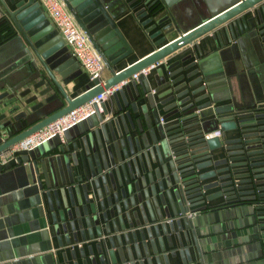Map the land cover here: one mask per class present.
Masks as SVG:
<instances>
[{"label": "water", "instance_id": "1", "mask_svg": "<svg viewBox=\"0 0 264 264\" xmlns=\"http://www.w3.org/2000/svg\"><path fill=\"white\" fill-rule=\"evenodd\" d=\"M9 2L14 8L11 10L5 5L7 18H4L14 35L0 46V155L104 90L119 85L159 61L172 58L204 36L214 37L216 49L205 60L206 65L209 64L207 69L198 67L196 71L199 77L188 83V87L199 85L190 92L194 96L193 102L183 105L189 100V90L178 91L174 88L178 80L166 81L163 69L158 68L154 76L156 91L166 89L158 96L163 99L161 104L167 110L171 109L172 114L181 115L180 121L175 122L176 126H180L178 129L183 130L184 134L187 132L188 136H192L187 141H184L187 135L175 136L169 142L173 164L185 170L189 187L186 193L185 186L180 183L177 192V197L183 199L182 203L186 205L183 208L181 204L180 211L181 217L184 215L185 218H178L175 213L173 216L176 218L171 219L167 208L165 214L170 224L175 221L182 235L171 227V233L168 234L165 220L162 219L159 222L160 229L170 247L176 243V248H172L168 255H178L181 264H264V0H63L93 48L102 57L110 74L104 84L94 88L87 85L85 91L73 99L67 96L65 87L82 74L80 65L43 13L39 0ZM128 12L140 22L147 34L153 32L150 40H155L153 45L156 49L149 56L118 71V66L133 52L116 25V21ZM248 13L251 16L246 18ZM202 14L207 18L190 26ZM197 63H191L190 67L197 66ZM173 66H168V73ZM138 81L140 84L141 77ZM222 90L228 92V98L223 96ZM143 93L153 98L150 90L144 88ZM122 98L124 107L135 112L137 108L134 99L130 97L132 104H128ZM227 99L229 103L223 105ZM101 109V113L96 110L94 116L67 130L63 134V141L54 137L48 143L64 152L65 142L80 137L84 143L86 134L92 140L91 132L103 121L101 114H108L104 103ZM126 117L130 121L129 112ZM161 120L164 124H161ZM165 123L166 118L161 117V128H165ZM170 125L167 123L166 127ZM218 129L222 132L221 138L205 139L206 134ZM227 132H235L236 135L228 139ZM6 133L9 137L2 140L1 136ZM72 147L76 150L77 144L73 143ZM212 152H218L220 158L213 159ZM46 153L39 149L28 152L15 171L18 187L0 192V197H3L0 199V207H7L4 215L7 219L5 223L2 222L7 228L13 231L22 217L19 214L24 211H31L36 220L23 227L27 230L24 235L28 236L22 240L35 239L29 234L36 231L41 233L36 236H44L45 229L52 224L58 230L61 226L63 232H67L62 205L64 208L70 206L76 217L80 216L74 198L79 193L78 188L74 194L71 187L65 191V186L60 187L55 182L50 184V171L41 158ZM182 160L185 162L180 164ZM216 165L222 168L207 174H197L203 168ZM90 173L92 177L95 176V172ZM50 174L54 181V173ZM216 174H221L215 184L220 190L212 198H222L223 202L216 206H206L205 202H210L212 198L202 195L204 189L200 182ZM109 176L111 178V174ZM71 178L69 173L70 181ZM178 179L181 180V176ZM78 181L82 183L83 180ZM1 189H5V184L0 176ZM81 190L84 202L88 204L85 184ZM24 196H32V200L21 201L19 198ZM78 196L81 198L80 194ZM190 197L195 204L189 200ZM79 198L78 206L84 210ZM54 203L58 209L59 222L52 212L50 223L47 207L52 211ZM131 205L134 206V203L131 202ZM197 205H201V208L194 210ZM146 206L151 224H141L135 212L133 224L131 216L126 213L127 230L123 218L119 217V226L128 245V261L125 260L120 239L117 238L116 248L111 237L108 240L109 249L105 241L96 245L98 260L90 249L91 264H135L129 240L131 237L137 243L136 231L143 242L145 255H148L144 244L147 234L153 254L156 255V264H161L151 232L153 226L155 236L159 237L158 223L150 203L146 202ZM140 212L142 214V209ZM67 215L71 219L70 210ZM71 225L74 228L73 221ZM78 227H81L80 223ZM107 232L110 233V230ZM171 234L176 235V242H173ZM16 235L13 233L10 236L11 242L3 243V246L15 249L16 243L21 241L15 239L18 237ZM81 237L84 239L83 233ZM158 243L162 245L163 240L159 238ZM134 245L139 264H143L139 247ZM46 247L41 249L39 256H33L36 258L32 257L20 264H54L50 244H46ZM14 253L19 255L16 251ZM12 254L9 252L10 257L1 261L14 259ZM18 257L25 256L20 254L15 258ZM163 259L164 264H170L167 255ZM74 264L78 263L75 261ZM82 264H87V260H82Z\"/></svg>", "mask_w": 264, "mask_h": 264}, {"label": "crops", "instance_id": "2", "mask_svg": "<svg viewBox=\"0 0 264 264\" xmlns=\"http://www.w3.org/2000/svg\"><path fill=\"white\" fill-rule=\"evenodd\" d=\"M5 5L11 10L14 8L9 0H0V18H7ZM250 16V13L245 15L246 18ZM206 18L207 17L202 14L198 18L196 17L190 26ZM116 25L133 51L132 54L118 66V71L149 56L156 49L153 45L155 40H150V35L153 32L147 34L145 28L141 26L140 22L132 13L128 12L124 14L116 21ZM215 49L216 43L214 37L207 35L199 39L194 45L181 50L172 58L165 60L164 64L159 67L163 69L166 81L178 80V82L173 85L174 88L179 89L178 91L189 90V100L183 103V105L194 101V96H192L190 92L195 90L199 85L188 87V83L193 82L199 77L200 74L196 71L198 67L199 69L201 67L207 69L209 64L206 65L205 60H207L208 56H210ZM186 58L188 59L184 61ZM195 61H198L197 66L190 67L191 63ZM171 65L175 66H173L168 73L167 68ZM157 69L152 70L147 77H141L140 84H138V80H129L104 102L108 114L107 116L101 114L103 121L100 123L101 125L99 127L95 128V131L91 132L92 140L88 137V134H86L84 139L86 141L84 142L85 144L80 137L75 138L74 141L71 140L69 143L65 142L64 152H60L56 148H53V145L50 143L37 148L40 152H47L41 158L45 161L48 172L54 173L55 180L52 181V176L49 172V181L51 185L55 182L60 187L65 186V191L67 187H71L73 193L76 191L75 189L78 188L79 193H77L81 195V198L75 193L74 198L75 205L80 210V216L76 217L74 209L70 206L64 208L62 205L61 210L64 213L67 232H63L60 224L59 230L52 224L48 226L47 230L45 229L44 236H36L41 234L40 231H36L29 234L30 236H34L35 239L22 240L24 236H28L24 235V232L27 230H24L23 227L36 222L33 214H31V211L30 213L27 211L20 213L19 216L22 217L19 218L18 223L15 224L12 231L11 228H7L3 224L7 219L6 216H4L7 207H0V261L9 258V252H13L12 255H14V259L8 260L7 262L1 261L0 264H20L33 256H39L41 249H47L46 244L48 243L52 249L51 257L54 264H74L75 261L78 264H82V260H87V264H91L90 249L94 257L98 260L99 254L96 252V245L105 241L109 249L108 240L111 237L113 238L116 248L118 247L117 238L120 239L125 260L128 261L126 251L128 245L125 242L124 235L119 226V217L121 216L123 218L127 227L128 222L126 213L131 216V220L133 224H135L133 217V213L135 212V217H138L141 224H151L152 220L146 202L150 203L155 215V221L158 223L157 228H159V237L155 236L153 226L151 227V232L155 240V247L161 264L165 263L163 259L165 255L169 257L170 264H181L178 255L175 257H171L170 254L168 255V252L172 248H176L177 245L175 243L174 246H169L167 237L161 232L159 222L161 219L165 220L167 232L170 234V227L176 232L178 229L174 220L172 224H170L169 220L166 218L165 208H167L168 213H170L171 219L176 218L173 216L175 213L178 214V218L180 217L182 219L184 216L181 217L180 211L182 205L183 208L184 206L186 207V205L183 204V199L177 197V192L180 188L179 184L181 183L182 186H185L184 191L187 193V188L189 187L188 181L185 176V170L179 165L173 164L174 162L169 154L171 149L169 142L170 139L175 136L182 137L187 135V132L184 134L183 130L180 131L178 129L180 126L177 127L175 124L177 120L180 121L181 115L179 113L172 114L171 109L167 110L166 106L161 104L163 99L158 96H161L166 89L156 91L157 84L154 76ZM80 70L82 74L65 87L67 96L70 99L82 94L86 86L90 85L87 74L81 67ZM109 76L108 70L105 69L103 77L108 80L110 78ZM179 78L181 79L179 80ZM144 88L150 90L152 93L154 90L156 91V93H153L152 99L143 93ZM225 90H222V94L225 98H228V92ZM235 95L238 97V94ZM122 97L125 98L128 104H132L130 97L134 99L133 101H135L137 108L135 112H130V108L126 109L124 107ZM227 100L223 105L229 103V100ZM143 109L146 110L145 113ZM118 110L122 111L119 112ZM127 112L130 114V121L126 117ZM161 117L166 118V122L171 125L166 127L167 123H165V128H161L162 126L159 124ZM174 125L176 128L169 129V127H173ZM86 126H88V124H86ZM6 134L5 137H9V134ZM226 135L227 138L230 139L234 138L236 134L235 132H227ZM191 137V135H187L188 140L191 139ZM73 143L77 144L76 150L72 147ZM183 148L185 147L183 146ZM218 155V152H212L213 159L220 158ZM25 156H27V153L18 154L1 167L2 171L0 172V176L5 184V189H1V193L18 187L15 171L20 166L18 163ZM184 162L185 161L182 160L180 164ZM221 168L222 166L219 165L210 166L201 169L197 174H207L218 171ZM91 171H93V173L95 172L94 177L91 176ZM69 173H71L72 176L71 181L69 179ZM109 174H111L112 180ZM177 174H179V177ZM220 175L221 174H216L200 182L204 189V191H202L204 197L212 198L220 190V188L215 185ZM180 176L181 180L178 179ZM79 179L83 180L82 183H79ZM83 184H85L88 191V204L84 202L81 190ZM2 198L3 197H0V199ZM78 198L82 201L84 210H81V206H78ZM19 199L23 202H29L32 200V196H24ZM189 200L194 202L193 204L196 203L191 197ZM189 200L187 201L189 202ZM131 202L134 203V206L131 205ZM222 202V198H212L210 202H205V204L206 206H216ZM126 204L128 205L126 208L127 211L125 210ZM200 208L201 205H197L194 210H199ZM141 209L142 214L140 212ZM69 210L71 211V219H69L67 215ZM52 212L55 213L57 222H59V213L55 203L53 204L52 211L47 207L50 223ZM183 218H185V216ZM72 221L74 222L75 229L72 227L73 224L71 225ZM78 223H80L81 227H78ZM116 228L118 232H116ZM107 230H110V233H108ZM183 230H185L184 227ZM13 233L18 234L16 235L18 237L15 239L21 240L16 243L15 249L11 246H3V243L11 242L10 236L13 235ZM81 233H83L84 239L81 237ZM179 233L180 231H178V234ZM136 234L137 243H134L131 237L129 240L132 258L135 264H139L140 261L137 259L134 244H137L139 247L143 264H156V255L153 254L147 234H145L146 241L144 244L147 246L148 255H145L142 246L143 242L140 240L138 231H136ZM180 234L182 235V233ZM171 236L173 242H176V235L171 234ZM159 238L163 240L162 245L158 243ZM161 247L164 249L161 250ZM14 251L25 257L15 258L19 255L15 254ZM31 252L34 253L30 255Z\"/></svg>", "mask_w": 264, "mask_h": 264}, {"label": "built area", "instance_id": "3", "mask_svg": "<svg viewBox=\"0 0 264 264\" xmlns=\"http://www.w3.org/2000/svg\"><path fill=\"white\" fill-rule=\"evenodd\" d=\"M39 4L43 13L58 31L72 57L75 58L81 69L87 74L90 82L89 86L94 88L104 84L106 82V79L103 77L104 70L106 69L105 63L102 57L93 48L86 33L79 27L63 0H39ZM163 64L164 61H159L133 75L119 85L104 90L68 115L57 119L41 130L16 143L3 153L4 155H0V167H3L8 160L16 157L18 154L34 151L40 146L47 144L54 137H58L63 141V134L67 130L79 123L85 122L87 119L94 116L97 111L101 113V105L117 92L122 85L126 84L129 80L137 81L140 77H147L152 70L159 68ZM161 124H164L162 120ZM5 135L7 134L1 136L2 140L8 138H6ZM221 136L222 132L218 129L206 134L205 139L208 140L215 137L221 138ZM187 140L188 138L185 137L184 141Z\"/></svg>", "mask_w": 264, "mask_h": 264}, {"label": "trees", "instance_id": "4", "mask_svg": "<svg viewBox=\"0 0 264 264\" xmlns=\"http://www.w3.org/2000/svg\"><path fill=\"white\" fill-rule=\"evenodd\" d=\"M14 32L5 18H0V46L8 41Z\"/></svg>", "mask_w": 264, "mask_h": 264}, {"label": "rangeland", "instance_id": "5", "mask_svg": "<svg viewBox=\"0 0 264 264\" xmlns=\"http://www.w3.org/2000/svg\"><path fill=\"white\" fill-rule=\"evenodd\" d=\"M141 208V207H140Z\"/></svg>", "mask_w": 264, "mask_h": 264}]
</instances>
